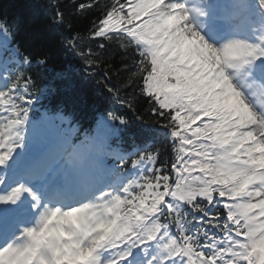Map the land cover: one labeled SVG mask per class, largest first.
<instances>
[{"label": "snow or ice", "instance_id": "obj_1", "mask_svg": "<svg viewBox=\"0 0 264 264\" xmlns=\"http://www.w3.org/2000/svg\"><path fill=\"white\" fill-rule=\"evenodd\" d=\"M55 7L53 22L63 25ZM221 7L218 0L77 6L80 14L100 12L92 37L114 32L134 48L128 86L140 89L146 114L165 121L171 138L170 165L137 152L131 164L139 174L130 177L121 171L126 155L111 145L119 167L59 133L31 151L62 118L30 117L35 80L26 70L47 56L20 52L19 17L0 20V264H264V0ZM79 40L66 43L75 50ZM81 55L89 65L99 60ZM115 99L133 109L131 99ZM128 124L109 110L105 141Z\"/></svg>", "mask_w": 264, "mask_h": 264}, {"label": "trees", "instance_id": "obj_2", "mask_svg": "<svg viewBox=\"0 0 264 264\" xmlns=\"http://www.w3.org/2000/svg\"><path fill=\"white\" fill-rule=\"evenodd\" d=\"M86 0H0V14L11 17H19L21 21V33L23 38V48L34 56L43 58L47 56L48 65L57 67L64 66L63 55L67 52L64 46V40L70 36L73 38L77 33L80 36L79 44L86 42V33L92 28L100 12L93 8L87 13L80 14L77 6ZM58 9L64 13L65 23L57 25L53 22L54 13ZM44 13H47L46 15ZM98 55V54H95ZM101 61H104L105 75L118 83H128L132 77L129 71V65L126 64L130 58L128 54H124L121 50L108 48L103 50ZM60 66V67H61ZM106 77V76H105ZM134 93L135 88H132ZM92 91L78 85L74 90V97L68 101L69 105H76L81 109L88 111L93 109ZM128 96V94H126ZM133 101V108L138 114L146 113L148 103L143 96H128ZM149 115L145 114L144 116Z\"/></svg>", "mask_w": 264, "mask_h": 264}]
</instances>
